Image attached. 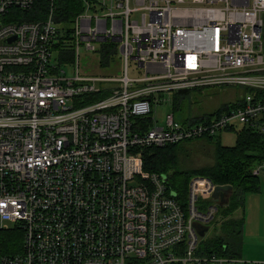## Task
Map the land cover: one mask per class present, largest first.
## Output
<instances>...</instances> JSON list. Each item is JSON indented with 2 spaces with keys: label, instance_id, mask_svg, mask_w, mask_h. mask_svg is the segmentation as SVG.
<instances>
[{
  "label": "built area",
  "instance_id": "obj_1",
  "mask_svg": "<svg viewBox=\"0 0 264 264\" xmlns=\"http://www.w3.org/2000/svg\"><path fill=\"white\" fill-rule=\"evenodd\" d=\"M79 1L69 26L59 0H0V264H264L201 252L217 185L195 176L183 202L143 160L150 146L264 134V0ZM108 40L122 74L82 72L81 50ZM215 87L243 94L159 125L167 96Z\"/></svg>",
  "mask_w": 264,
  "mask_h": 264
},
{
  "label": "trees",
  "instance_id": "obj_2",
  "mask_svg": "<svg viewBox=\"0 0 264 264\" xmlns=\"http://www.w3.org/2000/svg\"><path fill=\"white\" fill-rule=\"evenodd\" d=\"M60 18L69 26L75 17L83 10L79 0H59ZM71 32V29L68 28ZM68 32V33H69ZM99 55L98 67L113 70L118 62L122 65L119 43L108 40L99 43L95 51ZM103 75L102 73H93ZM202 91V90H198ZM191 94L177 92L174 96V110L180 109L183 98ZM227 105L215 113H206L203 116L210 118L227 110ZM141 119L137 118L139 124ZM146 127H152L151 121H144ZM237 141L233 146H224L221 135L205 137L202 140L213 147L214 162L200 168L186 167L181 156H187V143L192 141L168 144L163 147L150 146L143 151L144 171L160 174L167 178L169 187L176 191L179 199L187 200L189 184L193 177L204 176L212 179L216 185H232L233 192L229 196L227 205L219 207V214L223 216L221 223L222 235L220 237L203 238L200 251L203 253H216L220 256H237L235 248L238 246L243 232L244 218L235 217L239 211L244 210L245 197L259 188L260 177L253 175V169L258 164H264V134L253 129L243 128L237 131Z\"/></svg>",
  "mask_w": 264,
  "mask_h": 264
},
{
  "label": "rangeland",
  "instance_id": "obj_3",
  "mask_svg": "<svg viewBox=\"0 0 264 264\" xmlns=\"http://www.w3.org/2000/svg\"><path fill=\"white\" fill-rule=\"evenodd\" d=\"M99 55L96 52H88L84 49L81 50V70L85 73H102L105 76H120L122 73V65H118L113 70H106L98 67ZM64 69L71 73L72 69L68 63H64ZM130 76L138 77L140 73L136 70L135 66L131 64ZM243 91L241 88H224L215 87L208 88L204 91H192L191 94L183 98L180 109L175 110V116L181 121H186L192 115L202 116L206 113H215L222 110L227 105H231L238 97H241ZM175 96H167V102L160 105L155 112V118L158 120L159 125H163L166 115L171 114L174 110ZM237 131L229 130L221 134V143L224 146H233L237 141ZM203 138L199 139L202 140ZM193 140L185 146L188 149L187 156H181L183 164L186 167L200 168L202 166L212 164L214 162L213 147L207 145L204 141ZM222 207V206H220ZM235 215H238L235 214ZM223 216L218 214L214 221L210 223L209 229L204 238L220 237L223 233L221 223ZM1 223V221H0ZM13 225V224H12Z\"/></svg>",
  "mask_w": 264,
  "mask_h": 264
},
{
  "label": "crops",
  "instance_id": "obj_4",
  "mask_svg": "<svg viewBox=\"0 0 264 264\" xmlns=\"http://www.w3.org/2000/svg\"><path fill=\"white\" fill-rule=\"evenodd\" d=\"M235 217L244 218L243 232L235 248L237 257L264 261V178H260L256 192L246 195L244 210Z\"/></svg>",
  "mask_w": 264,
  "mask_h": 264
},
{
  "label": "water",
  "instance_id": "obj_5",
  "mask_svg": "<svg viewBox=\"0 0 264 264\" xmlns=\"http://www.w3.org/2000/svg\"><path fill=\"white\" fill-rule=\"evenodd\" d=\"M104 41V40H102ZM117 42H120V39L117 40ZM188 90L180 91V93H188ZM163 180L165 181L166 178L163 177ZM233 192V186L232 185H217L215 188V191L213 193V201L216 203H219L220 206L227 205L229 202V196ZM208 231V228H199V234L204 237L206 232Z\"/></svg>",
  "mask_w": 264,
  "mask_h": 264
}]
</instances>
